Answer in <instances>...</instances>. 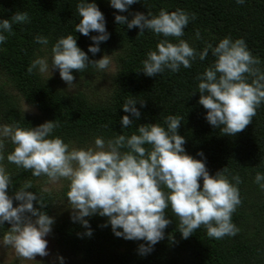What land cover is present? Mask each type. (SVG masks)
<instances>
[{"label":"trees","instance_id":"obj_1","mask_svg":"<svg viewBox=\"0 0 264 264\" xmlns=\"http://www.w3.org/2000/svg\"><path fill=\"white\" fill-rule=\"evenodd\" d=\"M80 2L0 0V21L10 20L17 12H27L30 21L13 23L11 32H0L7 37L6 42L0 44V127L19 125L30 129L55 122L58 127L49 138H62L71 150L95 147L97 137L105 141L118 135L130 137L138 134L137 129L142 125L160 124L166 129L167 116L182 117L178 134L186 140L185 153L204 162L212 176L227 168L224 175L231 183H236L232 179L234 176L241 178L242 182L236 185L241 204L231 217L239 231L235 236L215 239L201 226L184 239L179 232V218L169 206L165 215L171 223L164 230V239L152 246L153 250L146 255L139 253L140 245L148 246L145 241L115 236L108 218L98 214L85 217L92 232L88 236L89 229L72 220L73 211L67 198L70 182L58 191L46 190L36 182L38 178L46 180V176L35 177L31 170L7 161L14 145L10 138L0 136L5 157L0 163L11 179L7 194L13 198V206L20 203L14 199L15 193L30 182L32 187L27 191L38 197L33 202L34 208L54 219L50 234L57 245L59 264H264V190L255 182L258 172L264 174V102L244 131L224 135L205 119L207 110L199 104L200 81L197 79L216 59L211 49L204 60L199 59V54L208 44L214 48L224 38L244 39L248 50L261 61L257 67L264 72V0H244L243 4H237L236 0H138L128 6L126 12L112 8L110 0H85L95 3L103 13L109 34V39L98 45L100 51L95 55L88 49L96 46L91 37L99 33L90 32L84 36L75 31L80 22L77 11ZM161 9L169 13L183 10L195 19H190L180 38H165L147 29L139 35V28L128 29L127 24L115 22L116 15L125 16L130 22L137 12L156 16ZM70 34L75 36L77 46L87 54L89 61H98L107 55L115 62L106 101L93 102L82 91L67 92L56 81L44 78L38 70L28 73L35 59L45 58V55L52 59L54 44ZM37 36L46 37L48 44L37 43ZM162 39L171 43L183 39L195 49L197 56L191 68L181 66L175 73L165 69L155 76H146L143 61ZM95 73L98 69L88 65L84 71L74 70L71 74L79 81ZM252 79L249 77L248 82ZM129 99L137 101L139 118L123 111ZM21 102L34 108L39 116L26 114ZM125 115L133 121L127 128L121 123ZM145 147L150 148V145ZM200 185L202 189V178ZM39 197L44 207L40 206ZM26 215L31 217V213ZM105 224L108 226L103 227ZM10 228L8 222L0 225V239L3 240Z\"/></svg>","mask_w":264,"mask_h":264},{"label":"clouds","instance_id":"obj_2","mask_svg":"<svg viewBox=\"0 0 264 264\" xmlns=\"http://www.w3.org/2000/svg\"><path fill=\"white\" fill-rule=\"evenodd\" d=\"M137 2L110 0V5L119 12H126L128 6ZM236 2L243 4L244 0ZM77 11L80 22L75 31L84 36L90 32L99 33L91 37L96 46L88 49L95 55L100 51L98 45L109 39L105 17L95 3H86L85 0L77 4ZM190 19H195L194 15L190 17L179 9L171 13L161 9L156 16L150 12L147 16L137 12L130 22L125 16H115L116 23L127 24L128 29L139 28V35L147 29L165 38L182 37ZM26 22H30L28 13L17 12L10 20L0 21V32H11L13 23ZM196 35L199 39V32ZM35 39L37 43L48 44L46 37L37 36ZM6 40L7 37L0 34V44ZM209 49L216 59L203 75L197 77L201 94L199 104L207 110L205 119L211 126L219 128L224 135H235L252 123L257 108L264 102V72L257 67L261 61L252 55L242 38L235 41L224 38L214 48L208 44L199 54L200 60L207 57ZM196 56L195 49L185 40L171 43L162 39L155 51L147 53L143 73L152 77L165 69L175 73L181 66L191 68ZM110 63L107 55L98 61H89L87 54L77 46L75 36L70 34L58 39L52 47L51 66L46 59L37 58L28 73L34 69L41 74L49 72L50 68L59 69L61 79L70 87L74 85L71 74L74 70L82 72L88 65L105 70ZM249 77L253 78L251 83ZM136 103L135 99L127 100L123 111L139 118ZM140 103L143 107V101ZM182 119L169 115L165 118L166 129L160 124L142 125L137 129L138 134L130 137L118 135L108 141L97 137L95 148L87 149L69 150L62 138H49L58 127L55 122H45L30 129L4 125L0 127V136L10 138L14 145V150L7 155L8 162L31 170L35 177L46 176L53 183L61 179L70 182L67 198L73 210L72 220L88 228V236L92 232L85 217L98 214L108 218L115 236L145 241L148 246L140 245L139 253L146 255L153 250L152 246L164 239V230L171 223L165 215L169 206L179 218V232L184 239L201 226L206 228L209 237L215 239L235 236L239 231L231 217L241 204L236 186L242 182L241 178L234 176L232 179L236 183H231L224 175L227 168L212 176L204 162L186 154L183 147L186 140L178 134ZM121 123L127 128L133 121L125 115ZM3 149L4 142L0 140V162L5 159ZM261 181H264V174L258 172L255 182L264 190ZM10 184V176L0 163V225L4 222L11 224L2 244L11 246L23 260L45 257L49 254L45 237L51 232L54 219L34 208L33 202L38 197L27 191L32 187L30 182L15 193L14 199L20 203L14 207L13 198L7 194ZM39 203L41 207L45 206L40 197Z\"/></svg>","mask_w":264,"mask_h":264},{"label":"rangeland","instance_id":"obj_3","mask_svg":"<svg viewBox=\"0 0 264 264\" xmlns=\"http://www.w3.org/2000/svg\"><path fill=\"white\" fill-rule=\"evenodd\" d=\"M49 66H51V57L49 55H45V58ZM111 63L109 67L105 70H99L98 73H95L90 78H83L79 81L73 80V86H68L60 77L58 69H51L47 73H44L43 76L46 79L56 81L63 89L67 92H76L82 91L88 95V97L93 102L106 101L107 95L109 93V89L111 87L110 76L115 71V62L110 57ZM21 106L23 111L31 116H39L38 112L28 106L26 103L21 102ZM95 148V147H92ZM38 178L37 183H41L46 190L58 191L62 187H64L68 180L61 179L58 182H50L46 177V180ZM73 211V210H72ZM45 239L48 241V255L45 257L36 256L34 261H27L19 258L15 250L11 246H4L2 244V239H0V264H59L58 262V249L56 243H54L51 234L49 233Z\"/></svg>","mask_w":264,"mask_h":264}]
</instances>
